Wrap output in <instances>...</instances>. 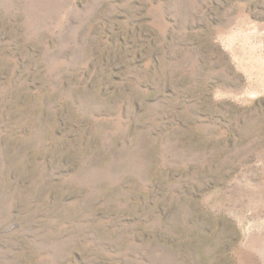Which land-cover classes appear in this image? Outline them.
Listing matches in <instances>:
<instances>
[{
    "label": "rangeland",
    "instance_id": "obj_1",
    "mask_svg": "<svg viewBox=\"0 0 264 264\" xmlns=\"http://www.w3.org/2000/svg\"><path fill=\"white\" fill-rule=\"evenodd\" d=\"M0 264H264V0H0Z\"/></svg>",
    "mask_w": 264,
    "mask_h": 264
}]
</instances>
